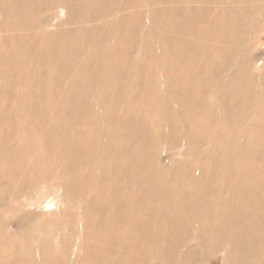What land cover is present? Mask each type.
<instances>
[{
	"label": "rangeland",
	"instance_id": "374dc122",
	"mask_svg": "<svg viewBox=\"0 0 264 264\" xmlns=\"http://www.w3.org/2000/svg\"><path fill=\"white\" fill-rule=\"evenodd\" d=\"M223 24L238 55L214 72L201 39ZM0 80V264H183L184 240L192 264H231L244 232L264 237V159L228 167L264 142V0H0Z\"/></svg>",
	"mask_w": 264,
	"mask_h": 264
},
{
	"label": "bare ground",
	"instance_id": "6f19581e",
	"mask_svg": "<svg viewBox=\"0 0 264 264\" xmlns=\"http://www.w3.org/2000/svg\"><path fill=\"white\" fill-rule=\"evenodd\" d=\"M162 21L169 22V25H170L171 28H173V26L175 25L174 24L175 22H173L174 19L171 18V19L168 20L167 16L162 17ZM223 27H228V28H226L228 30H227V32H225L226 34H224V37L222 36L223 34L220 35L221 36V41H219L217 44H215L213 42V38L215 37V35H214L213 32H211V30L213 28L212 26H211L210 31L208 32V34H206L204 37L202 36V39H201L200 52L203 53V55H204V57L206 59L211 61V63L213 64V71L214 72H219L222 69V68L221 69L220 68L217 69L219 67L218 63H222V64L226 65V64L229 63L228 60H230V57H235L236 55H238L237 47L235 45V43H236L235 42L236 41L235 40V38H236L235 35L237 34L236 33V31H237L236 27L233 26V25H227V24H223ZM220 36L218 35V37H220ZM209 43H211L210 46H209ZM187 51H188V49H187ZM218 53H220L221 56H224V58L222 60H218V59L217 60L216 59L213 60L212 59V55L218 56ZM167 56H170V55H167ZM172 74L173 73L171 72L169 76H172ZM209 79H210L209 77H205L203 82H209ZM171 83H172V81H171ZM235 83H236V80H234L233 83H231V87H233L235 85ZM189 95L192 96V95H194V93L191 92ZM185 105H186V103H185ZM220 112L224 115V119H225L224 123L227 124V125H231L230 122L232 123L233 115L231 114L230 110L226 109L224 107V105H221L220 102L219 103L215 102L212 111L209 112L210 113L209 116L210 117H217L218 114H220ZM262 116H263V120H264V108H263V111H262ZM207 130H208V127H204L203 128V133H200V134L205 135ZM227 135L228 134L226 132H223V133L219 134V136H218L219 144H225V141L228 138ZM221 148H222L221 145H220V147H219V145H216V148L213 150L212 157L210 158V160L213 163L212 166H211L212 169L214 168L216 162L219 163L220 161H225L223 159L224 156L221 155V151L224 149V147L222 149ZM241 157L244 160L246 159V163L245 162L239 163L241 161ZM241 157H240V159L238 161H237V158L235 159V163L234 162L232 163V164H234L233 166H231V164L229 162L228 167H230V168L232 167V169H235V164L237 163V166L239 168H241V169L253 170L254 166L251 163H249L250 165L248 166V164H247L248 160L254 161V159H255V161H260L261 158L264 159V142L261 143L260 145H258V147L256 149H254L253 152H250V156L249 157H246V155H241ZM204 166H205V163H204ZM190 168H194V166H190ZM205 168H206V166H205ZM253 172L254 173H252V175L254 177L259 176L261 181L264 182V170L263 169H262V171L256 170V171H253ZM167 173H168L167 171H163V172H159L158 173L162 177V181H161L162 185H165V184H167L170 181V179L168 178L169 176L167 175ZM234 177H237V176L235 175ZM202 184H205L204 180H202ZM186 187H188V184L187 185L186 184L183 185L181 183L179 189L182 192V190L184 188H186ZM177 193H179L178 190H177ZM208 193H210L209 190L202 186V188L199 189L198 194L196 195L194 200L191 201V206L193 208H195V209H202V207L204 206L205 197H206V195ZM249 199L252 200L253 197H251ZM257 202L259 204L258 215L261 218V215H262V212H263L262 207L264 205V196L260 197V198L258 197L257 198ZM181 211H183V210H181ZM198 211H201V210H198ZM216 211H217V209H216ZM187 216H188V221L186 223H184V225L189 229L190 226H191V220H192L193 216L191 218H190V216L188 214H187ZM220 218H221L220 215L219 216L208 217L207 218V223H203L201 229L199 228V231L194 234L197 238H200L199 239V246L200 247L204 246V247H202V249H207V248H210V247L216 248L220 244L221 239H222L221 238L222 234L220 232V229L218 228V226H220V223H221ZM182 223H183V221H182ZM253 231L254 230H248V231L244 232L239 237V241L233 247L234 250H232V254L230 255V258H229V261L231 262V264H253L254 263V259L252 257L254 255L259 257L260 254L264 252V247H263L264 246V237L263 236H262V238L254 237L253 236V233H254ZM198 233H200V234H198ZM174 240H175V237L170 241V246H169L170 247L169 248L170 259H169V263L170 262L172 263L175 260L176 252H178L177 247L174 245V243H175ZM182 243L185 245V247L188 246L187 250H189V251H188L187 254L181 253V259H182L181 263L183 262V264H192L193 256L195 254L196 248L192 247L193 244L187 243L185 240ZM182 247H183V245H182Z\"/></svg>",
	"mask_w": 264,
	"mask_h": 264
}]
</instances>
